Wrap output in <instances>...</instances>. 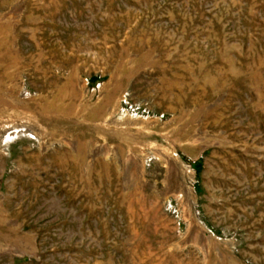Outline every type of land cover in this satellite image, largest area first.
Instances as JSON below:
<instances>
[{
	"label": "rangeland",
	"instance_id": "374dc122",
	"mask_svg": "<svg viewBox=\"0 0 264 264\" xmlns=\"http://www.w3.org/2000/svg\"><path fill=\"white\" fill-rule=\"evenodd\" d=\"M0 264H264V0H0Z\"/></svg>",
	"mask_w": 264,
	"mask_h": 264
}]
</instances>
